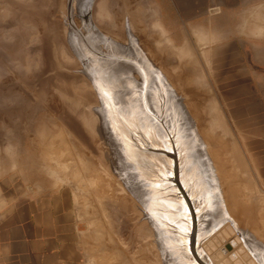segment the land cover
Here are the masks:
<instances>
[{"label":"rangeland","instance_id":"rangeland-1","mask_svg":"<svg viewBox=\"0 0 264 264\" xmlns=\"http://www.w3.org/2000/svg\"><path fill=\"white\" fill-rule=\"evenodd\" d=\"M180 10L0 0V209L76 211L89 264H219L228 226L264 264L258 99Z\"/></svg>","mask_w":264,"mask_h":264},{"label":"crops","instance_id":"crops-1","mask_svg":"<svg viewBox=\"0 0 264 264\" xmlns=\"http://www.w3.org/2000/svg\"><path fill=\"white\" fill-rule=\"evenodd\" d=\"M173 1L185 24L194 20L201 73L208 66L211 74L233 73L235 88L241 75L244 98L258 99L263 120L264 0ZM77 218L55 203L1 208L0 264H89Z\"/></svg>","mask_w":264,"mask_h":264},{"label":"water","instance_id":"water-1","mask_svg":"<svg viewBox=\"0 0 264 264\" xmlns=\"http://www.w3.org/2000/svg\"><path fill=\"white\" fill-rule=\"evenodd\" d=\"M227 228L230 232L226 233V236L220 233L219 236L221 238L222 243H224V247H222V252L225 255L228 254L229 259L226 258L224 262H221L219 264H231L232 262H240L242 256L247 257L245 248L243 245H241L242 241L240 237L236 236L233 238V236H235L234 230L231 228V226H228ZM229 236L232 238L227 239V237ZM239 256H241V258H239Z\"/></svg>","mask_w":264,"mask_h":264},{"label":"bare ground","instance_id":"bare-ground-1","mask_svg":"<svg viewBox=\"0 0 264 264\" xmlns=\"http://www.w3.org/2000/svg\"><path fill=\"white\" fill-rule=\"evenodd\" d=\"M241 260H242V258H241Z\"/></svg>","mask_w":264,"mask_h":264}]
</instances>
